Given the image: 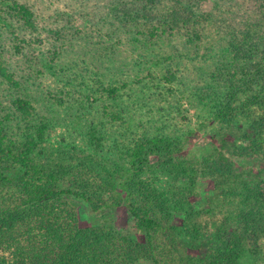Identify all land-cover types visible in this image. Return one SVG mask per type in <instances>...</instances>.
Listing matches in <instances>:
<instances>
[{
	"label": "trees",
	"instance_id": "16d2710c",
	"mask_svg": "<svg viewBox=\"0 0 264 264\" xmlns=\"http://www.w3.org/2000/svg\"><path fill=\"white\" fill-rule=\"evenodd\" d=\"M99 1L101 13L90 24L107 25L105 34L93 41L76 28L59 32L44 66L55 70L66 52L74 68L105 66L126 45L130 63L119 67L135 71L123 83L127 96L121 85L107 89L113 103L61 90L50 104L64 109L40 114L0 57V76L15 91L0 117V264H264V3ZM5 13L12 51L20 55L37 30L33 12L11 0ZM196 69L185 97L219 122L221 139L197 164L180 154L184 134L170 130L159 102H169L176 83L192 82L182 77ZM143 73L151 78L144 81ZM115 121L128 133L107 131ZM61 122L82 140L51 141L49 130ZM251 155L260 166L249 182L234 157ZM199 176L211 180L214 199L195 209ZM72 197L92 211L125 204L131 231L81 226ZM190 238L203 240L196 254L186 251Z\"/></svg>",
	"mask_w": 264,
	"mask_h": 264
},
{
	"label": "rangeland",
	"instance_id": "374dc122",
	"mask_svg": "<svg viewBox=\"0 0 264 264\" xmlns=\"http://www.w3.org/2000/svg\"><path fill=\"white\" fill-rule=\"evenodd\" d=\"M11 0H0V57L4 63L14 72L22 86L23 96L32 100V104L41 109V114H52V108L56 107L54 99L59 97L58 95L63 91H67L72 96H80L84 91L90 92L92 98L104 100L108 98V88L110 85H121V96H127L124 91L123 84L125 81H131L135 78V71L129 66L119 67L123 62L130 63L131 51L126 45L119 46L117 53L114 55L115 63L102 64L90 61L89 64H83L78 62L76 68L73 65L75 62L72 60L73 55L69 53H63L58 57V67L55 70H49L44 65L48 60V56L53 53V46L58 37L59 32L66 34H74L75 28L82 31V34H88L91 36L93 41L97 40L99 36L105 34L107 25L98 24L101 27L99 32L96 25L90 24V17L94 14L101 13L100 1L99 0H16L19 3L27 5L34 15V21L37 27L36 32L30 37L33 39L31 45L25 47L20 55L14 54L11 46V37L8 35L6 28L7 22L4 17L6 15L5 10L8 3ZM262 1V2H260ZM260 3H264V0H260ZM102 5V4H101ZM96 14V15H97ZM102 15L94 17L92 20ZM86 19V20H85ZM112 22V20H111ZM93 23V22H91ZM10 24V23H9ZM104 24V23H103ZM16 25V24H14ZM63 29V30H62ZM20 31V30H19ZM71 31V32H70ZM24 33L22 36L28 37ZM99 35V36H98ZM124 34H116L113 37V42L116 44V38L120 36L124 38ZM120 37V40H121ZM106 38V36H104ZM100 39V38H99ZM36 40V42H35ZM108 41V40H107ZM72 52V51H71ZM95 63L96 65H94ZM63 69V70H62ZM66 69V70H65ZM193 75L186 73L182 78L189 77L193 81L189 83L179 82L174 85L173 97H169V102L165 101V96L159 101L164 106L163 119L167 121V125L170 130L175 134H184L182 140V151L187 159L195 162H199L203 155L208 154L213 148L220 147L221 139L217 143V138L220 137L218 129L220 124L217 122L211 114L206 110L197 108L192 104L188 103L187 98V87L195 83L198 77L197 69ZM155 78H160V74H157ZM75 76V77H74ZM143 76L145 74L143 73ZM151 77L145 76L144 81ZM131 83H129L130 85ZM186 84V85H185ZM128 86V85H127ZM125 86V88L127 87ZM154 87V85H151ZM167 89V86H164ZM148 93L151 91L153 94L158 92V88H147ZM14 94V90H10L6 80L0 76V117L4 116L9 111L10 94ZM184 92V93H183ZM152 98V97H151ZM113 101L108 98V102ZM117 103V102H116ZM122 105L120 102L117 107ZM101 107V106H100ZM57 108V107H56ZM58 107L57 109H61ZM64 109V108H63ZM144 108L142 114L145 113ZM67 112L68 109L66 110ZM49 112V113H48ZM63 115L64 111H60ZM139 113V111H138ZM107 118V117H105ZM68 122V121H67ZM107 123V122H106ZM121 122L115 121L114 127H111L112 131L109 130L110 123L107 125V131L118 132L123 130V135L128 133V129L124 123V127H121ZM128 123V122H127ZM49 130V137L51 141H58L62 136L76 137V141L82 140V134L76 132L69 123H59ZM220 150V149H219ZM151 160H156V157H151ZM235 168L238 172H243L246 181L251 182L250 171L256 172L260 166L259 157L251 155L249 157H234ZM197 189L196 198L193 200V206L195 209L202 208L210 203L211 199H214L213 184L207 177L199 176L197 178ZM70 200L74 203L76 211L79 217L81 226H100V225H113L117 230L131 231V217L127 212L126 205L121 206H108L102 207L96 211H92L89 204L77 197H72ZM177 220V219H176ZM189 242V246L186 251L190 254H196V247L202 245L203 240L196 242L194 239ZM196 243L195 246L190 247ZM193 248V249H192Z\"/></svg>",
	"mask_w": 264,
	"mask_h": 264
}]
</instances>
